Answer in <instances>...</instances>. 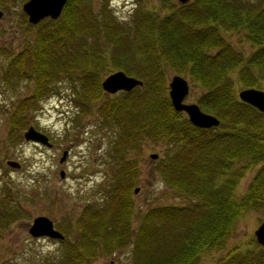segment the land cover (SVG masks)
Segmentation results:
<instances>
[{
  "label": "trees",
  "instance_id": "1",
  "mask_svg": "<svg viewBox=\"0 0 264 264\" xmlns=\"http://www.w3.org/2000/svg\"><path fill=\"white\" fill-rule=\"evenodd\" d=\"M18 1L26 0H0V6ZM159 1L170 8L167 14L156 16L139 6L130 24L116 16L110 0H101L98 12L90 0H67L62 14L25 39L7 67V79L15 74L35 84L34 92L16 103L9 138L22 137L27 112L62 76L74 78L80 89L88 86L82 98L78 92L81 113L100 101L96 110L114 128L115 171L107 202L86 205L75 225L67 226L75 239L61 240L66 248L53 264H85L93 255L128 245L132 264H210L203 256L225 246L245 210L264 204V113L238 98L231 76L236 71L243 87L264 85V0ZM37 25L26 21L29 29ZM225 33L237 34L252 50L242 52ZM134 58L142 76L131 70ZM165 65L202 87L196 103L216 115L218 126H195L173 108ZM106 70H121L142 85L110 94L101 84ZM104 93L108 96L101 100ZM147 137L169 144L154 167L167 186L186 197L184 205L134 208L138 164L132 152ZM252 164H259L258 170L237 200L236 185ZM12 189L5 184L0 193V238L26 213ZM212 264H264V246L235 247Z\"/></svg>",
  "mask_w": 264,
  "mask_h": 264
},
{
  "label": "rangeland",
  "instance_id": "2",
  "mask_svg": "<svg viewBox=\"0 0 264 264\" xmlns=\"http://www.w3.org/2000/svg\"><path fill=\"white\" fill-rule=\"evenodd\" d=\"M90 1L92 10L98 12L101 0ZM24 2H11L0 6L4 12L0 18V193L5 184L11 185L12 191H16V198L19 195L26 210L22 217L2 231L0 263L53 264L63 254L66 248L64 242L44 236L33 237L28 228L36 216L46 215L53 221L55 228L64 233L66 239H75L72 230H66L67 226L75 225L86 205L102 207L107 202L104 199L109 192L108 182L115 171V157L111 154L115 133L113 137L111 129L114 128L107 127L96 110L100 101L94 104L95 107L89 106L84 114L81 113L82 108L77 102L78 92L80 91L82 98L88 86L80 89L74 78L62 76L52 84L54 90L27 112V125L21 130L22 137L9 138L10 117L16 109V103L25 100L34 92L35 84L32 79L15 74H10L7 79L6 70L21 50L24 40L32 39L35 30L49 18L40 20L37 26L29 29L26 26V21L29 22L27 15L22 10ZM168 4L183 3L170 0ZM110 6L119 19L130 24L139 6L146 7L156 16H163L170 9L159 0H110ZM225 36L242 52L247 54L252 50L246 41L239 40L237 34L225 33ZM27 60L29 61L25 58L22 66H27ZM134 61L135 67L130 64V69L142 76L139 59L134 58ZM109 68L113 69L112 66ZM109 70L103 76H107ZM164 74L166 86L174 75L187 79L189 93L184 102H196L202 92L200 85L187 74H178L168 65L164 67ZM231 76L232 87L238 96L240 89L248 87H243L238 82L236 71ZM258 88L264 91V85ZM104 96L108 95L104 93L101 100ZM29 126L45 134L51 146L25 140L23 132ZM65 149L68 150L67 156L60 162L59 158ZM167 149L169 144L165 141L147 137L140 148L132 152L138 164V174L132 186L131 199L137 210L145 211L154 205L185 204L186 197L167 186L154 167ZM151 154H156V157H151ZM7 160L18 161L20 167L9 166ZM240 163L244 161L237 162L235 166L241 165ZM258 167L259 164L250 165L238 181L234 190L237 200L244 194ZM61 170H64L63 177L60 176ZM136 187L138 191L134 192ZM263 220L264 204L257 209L245 210L232 226L225 246L206 253L202 260L212 264L235 247L247 249L257 245L254 231ZM100 252L99 250L98 253ZM131 252V245H128L120 250L117 248L109 255H93L85 264H132Z\"/></svg>",
  "mask_w": 264,
  "mask_h": 264
},
{
  "label": "water",
  "instance_id": "3",
  "mask_svg": "<svg viewBox=\"0 0 264 264\" xmlns=\"http://www.w3.org/2000/svg\"><path fill=\"white\" fill-rule=\"evenodd\" d=\"M180 3H186L188 0H178ZM67 0H26L22 4V10L27 15L29 23L36 24L40 20L49 17L57 19L66 4ZM4 12L0 9V18ZM102 88L112 94L117 91H129L135 86H141L142 81L126 75L123 71L118 70L108 74L102 80ZM168 95L173 108L176 111H183L188 120L195 126L202 128L216 127L219 125V119L210 113L201 110L196 102H184V98L189 93V85L187 79L181 75H174L169 82ZM238 98L259 111L264 113V91L259 88L248 87L242 88L238 92ZM25 140L40 142L46 146H51L48 137L42 132L36 130L33 126H29L23 132ZM68 151L62 152L59 161L62 162ZM151 157H156V154H151ZM7 164L11 167L18 168L20 163L15 160H7ZM60 176H64V170L60 171ZM138 188L134 189L137 192ZM28 232L33 237L45 236L53 239H63L64 234L54 227L53 221L46 215L36 216L28 228ZM254 236L258 244L264 246V220L255 229Z\"/></svg>",
  "mask_w": 264,
  "mask_h": 264
}]
</instances>
